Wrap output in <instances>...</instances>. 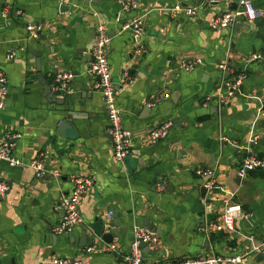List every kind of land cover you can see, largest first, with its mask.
<instances>
[{
    "label": "crops",
    "instance_id": "0c3cea01",
    "mask_svg": "<svg viewBox=\"0 0 264 264\" xmlns=\"http://www.w3.org/2000/svg\"><path fill=\"white\" fill-rule=\"evenodd\" d=\"M136 1L138 9L125 12L115 0H0V71L8 83L0 143L9 138L23 164L0 162V181L9 187L0 199V264H41L54 256L123 264L135 225L159 239L157 250L143 253L148 262L242 256L264 237V172L238 174L246 157L264 158V16L243 21L247 29L235 34L209 25L239 0ZM251 1L264 11V0ZM178 6L194 13H172ZM137 17L144 25L139 42L125 29ZM100 23L110 39L116 105L133 134L122 163L113 158L102 97L88 72ZM30 24L43 27L38 39L28 38ZM138 43L143 51L137 56ZM11 52L16 58L7 60ZM254 55L261 60H252ZM196 59L201 63L193 71L178 68ZM62 74L71 75L72 89L55 93L64 106L43 97L38 79L51 86ZM240 74L244 78L224 109L204 105V96ZM65 119L68 128L60 134ZM164 123L170 124L167 136L149 143L147 132ZM36 158L47 177L37 178L29 168ZM199 169L212 176L200 178ZM75 175L93 180L78 206L81 225L55 234L63 217L59 203ZM209 181L212 190L204 186ZM227 207L237 210L231 232L221 226ZM108 208L119 222L110 244L115 252L104 251L109 244L90 231L95 218H112ZM91 246L96 250L87 253ZM255 257L242 264H264Z\"/></svg>",
    "mask_w": 264,
    "mask_h": 264
},
{
    "label": "built area",
    "instance_id": "2783aa9c",
    "mask_svg": "<svg viewBox=\"0 0 264 264\" xmlns=\"http://www.w3.org/2000/svg\"><path fill=\"white\" fill-rule=\"evenodd\" d=\"M119 4L123 11L134 12L138 9V2L136 0H115ZM201 4L212 5L217 4L221 0H198ZM182 12L186 15H192L194 10L188 8L175 7L172 13ZM17 17L22 13L16 12ZM6 16V15H4ZM264 16V11L257 8L251 0H239L235 10L221 13L214 17L210 22V28L212 30L232 29L238 21L252 22L260 19ZM125 29L130 31L137 42L143 34L144 25L142 17L133 19L125 26ZM26 30L28 32V38L38 39L43 27L40 24L27 25ZM110 39L107 35L106 28L103 24H98L95 29V42L92 50V62L89 67V74L94 78V90L102 97L104 104V110L107 120V134L111 140V147L113 158L116 162L122 163L131 153V143L133 140V134L130 130L125 129L122 125L121 110L116 105L115 100V85L112 81L109 62L107 56V46ZM143 48L138 43L135 50V55L142 54ZM16 58L15 52H11L7 55V60H13ZM261 55H254L252 60H261ZM201 61L196 59L193 62H186L179 64L178 68L191 72L194 68L200 65ZM222 70L226 68L220 67ZM243 74H240L231 80H227L223 83L222 89L213 95L204 96L203 102L207 106L213 102L217 111L224 109L230 99L237 93L238 87L241 84ZM70 74L57 75L51 83V91L59 94H71L72 89L70 86ZM8 93V83L3 72L0 71V111L5 108L6 97ZM169 123H164L149 132H147L146 140L153 144L160 139L167 136ZM227 142L226 139H224ZM0 162H5L8 166L18 167L22 166L20 159L16 158L13 153V144L10 139H6L0 143ZM37 178H45L48 172L45 170L43 162L40 158H36L29 164ZM253 170H261L264 172V158H258L256 156L246 157L238 169L239 176H244L246 173ZM200 178L211 177V170L199 169L195 172ZM72 188L70 192L64 196L58 208L62 210L63 217L60 222L54 227L53 232L55 234H70L73 229L81 225V216L79 213V203L81 198L87 193V191L93 186V180L90 177L75 175L71 177ZM204 186L207 189L213 188L212 182H206ZM9 187L3 181H0V199H3L7 194ZM237 210L233 207L226 208L221 215L222 230L231 232L235 226V212ZM132 242L130 244L129 251L122 257L123 264H242L247 256L257 255L264 253V237L254 244L250 251L242 256L234 257H221L218 255L199 256L193 258H184L181 260H168V261H145L143 259V251L140 248L141 244H145L149 250L155 251L158 249L160 242L158 237L149 232L143 226L135 225L132 228ZM106 252H115L116 246L105 245L103 247ZM96 250V246H91L86 249L87 253H91ZM41 264H83L79 258H67V257H51L48 261H44Z\"/></svg>",
    "mask_w": 264,
    "mask_h": 264
},
{
    "label": "water",
    "instance_id": "95a60500",
    "mask_svg": "<svg viewBox=\"0 0 264 264\" xmlns=\"http://www.w3.org/2000/svg\"><path fill=\"white\" fill-rule=\"evenodd\" d=\"M62 6L60 9L63 8ZM234 9H236V8H234ZM239 29H242V30L247 29L243 21H238L234 25L233 32L235 34H237ZM77 57H78V55H77ZM36 67H37V71H40L39 61L36 62ZM38 79H39L40 84L43 86V97H45L47 99V101L50 103L59 104V105L64 106L66 103V100L64 99V97H60L59 95L53 93L51 91L49 82H47L45 79H43L41 75L38 76ZM68 123H69V121L67 119L61 121L59 128H58V132L60 134H63V131L67 130ZM106 212L111 213L112 218L111 219L95 218L93 224L90 227V231L96 237H99L104 243L111 244L112 240H113L112 236L115 235L114 229H116L118 227L119 222H118V217L113 215L111 208L106 209ZM146 227L150 230L149 226H146ZM86 235H87L86 232H84V234H83L84 239L86 238ZM140 248L142 249L143 253H146V254L152 253L151 251L148 250V247L145 244H141ZM255 258L258 261V260L264 259V255L263 254H257Z\"/></svg>",
    "mask_w": 264,
    "mask_h": 264
}]
</instances>
